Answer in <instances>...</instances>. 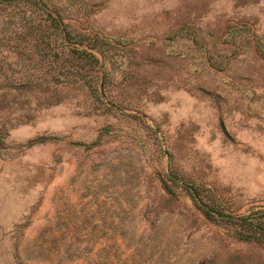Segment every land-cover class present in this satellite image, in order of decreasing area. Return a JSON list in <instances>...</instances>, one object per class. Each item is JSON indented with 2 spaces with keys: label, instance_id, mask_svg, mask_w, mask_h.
Here are the masks:
<instances>
[{
  "label": "rangeland",
  "instance_id": "374dc122",
  "mask_svg": "<svg viewBox=\"0 0 264 264\" xmlns=\"http://www.w3.org/2000/svg\"><path fill=\"white\" fill-rule=\"evenodd\" d=\"M0 128V264H53L55 206L99 200L118 264H264V0H1Z\"/></svg>",
  "mask_w": 264,
  "mask_h": 264
},
{
  "label": "trees",
  "instance_id": "16d2710c",
  "mask_svg": "<svg viewBox=\"0 0 264 264\" xmlns=\"http://www.w3.org/2000/svg\"><path fill=\"white\" fill-rule=\"evenodd\" d=\"M53 20L59 34L56 44L58 52L55 53L57 59L46 68L45 73L48 74V80L52 82L65 81L69 84L77 82L79 79L76 75L79 71L78 67L74 66L73 59L84 56L99 67L98 60L91 52L70 46L69 44L73 42L71 41L72 35L63 24L60 25L61 22H57L54 18ZM76 42L81 43L82 41ZM48 45L49 43L46 42L44 46L47 48ZM87 203L88 207L92 204L99 210L80 211L73 202L66 203L64 208L56 205L52 218L38 230L30 241V249L37 250L38 255L53 264L78 261L82 264H118V240L122 238L123 233L119 231L117 213L108 215L103 212L104 200ZM225 219H231V217L227 216ZM238 219L245 227L244 230L251 232L252 239L258 240L259 234H264V226L260 223H255L247 216ZM237 234L240 237L243 236L242 233Z\"/></svg>",
  "mask_w": 264,
  "mask_h": 264
},
{
  "label": "water",
  "instance_id": "95a60500",
  "mask_svg": "<svg viewBox=\"0 0 264 264\" xmlns=\"http://www.w3.org/2000/svg\"><path fill=\"white\" fill-rule=\"evenodd\" d=\"M60 25H61V23H60Z\"/></svg>",
  "mask_w": 264,
  "mask_h": 264
}]
</instances>
